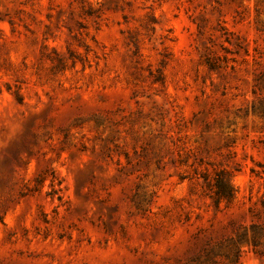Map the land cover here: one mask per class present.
Listing matches in <instances>:
<instances>
[{"label":"rangeland","instance_id":"rangeland-1","mask_svg":"<svg viewBox=\"0 0 264 264\" xmlns=\"http://www.w3.org/2000/svg\"><path fill=\"white\" fill-rule=\"evenodd\" d=\"M0 264H264V0H0Z\"/></svg>","mask_w":264,"mask_h":264},{"label":"trees","instance_id":"trees-1","mask_svg":"<svg viewBox=\"0 0 264 264\" xmlns=\"http://www.w3.org/2000/svg\"><path fill=\"white\" fill-rule=\"evenodd\" d=\"M205 181H208L205 178ZM211 189V197L214 204L219 206L223 201L230 202L234 199L236 189L232 183V178L226 170H219L215 173L213 181L208 185Z\"/></svg>","mask_w":264,"mask_h":264}]
</instances>
